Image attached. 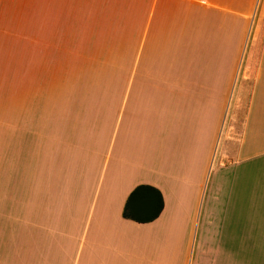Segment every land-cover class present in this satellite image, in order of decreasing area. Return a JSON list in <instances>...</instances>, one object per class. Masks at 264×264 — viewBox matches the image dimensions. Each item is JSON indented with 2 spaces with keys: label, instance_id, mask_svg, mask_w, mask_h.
<instances>
[{
  "label": "crops",
  "instance_id": "0c3cea01",
  "mask_svg": "<svg viewBox=\"0 0 264 264\" xmlns=\"http://www.w3.org/2000/svg\"><path fill=\"white\" fill-rule=\"evenodd\" d=\"M245 220L264 237V0H0V264H208Z\"/></svg>",
  "mask_w": 264,
  "mask_h": 264
},
{
  "label": "rangeland",
  "instance_id": "374dc122",
  "mask_svg": "<svg viewBox=\"0 0 264 264\" xmlns=\"http://www.w3.org/2000/svg\"><path fill=\"white\" fill-rule=\"evenodd\" d=\"M232 223H224L222 232L210 240V248L207 249L208 264L210 262L211 264H243L244 262V264H264V253H258V250L254 253L251 248H247L246 244V240L249 238L251 239L250 243L254 244V248H264V237H261L260 233L254 232L255 228L254 230L250 228L251 222L245 220L237 225L235 222ZM253 237H257L256 240ZM197 252L195 251L196 257ZM237 257H239V262Z\"/></svg>",
  "mask_w": 264,
  "mask_h": 264
},
{
  "label": "trees",
  "instance_id": "16d2710c",
  "mask_svg": "<svg viewBox=\"0 0 264 264\" xmlns=\"http://www.w3.org/2000/svg\"><path fill=\"white\" fill-rule=\"evenodd\" d=\"M161 192L148 185H138L129 194L123 209V217L138 223L154 221L163 209Z\"/></svg>",
  "mask_w": 264,
  "mask_h": 264
}]
</instances>
